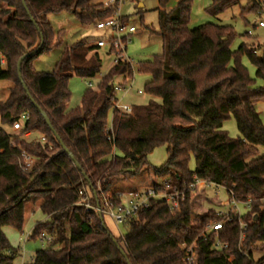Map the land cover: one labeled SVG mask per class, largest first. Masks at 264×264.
<instances>
[{
	"label": "trees",
	"instance_id": "trees-1",
	"mask_svg": "<svg viewBox=\"0 0 264 264\" xmlns=\"http://www.w3.org/2000/svg\"><path fill=\"white\" fill-rule=\"evenodd\" d=\"M240 2L212 0L206 10L217 16ZM250 2L241 7L245 20L259 8ZM118 5L0 0V80L11 83L8 97L0 100V264H14L17 250L4 229L22 232L30 205H38L46 219L29 237L45 234L49 247L25 264H186L191 245L197 249L193 264H264V256L254 259L255 251L264 250V123L253 103L264 98V83L257 85L242 62L247 57L264 82V50L259 53L255 41L232 49L237 37L232 25L207 22L190 28L193 0H158L159 28L151 31L161 36L163 50L138 64L150 76L143 92L152 99L133 105L131 113L114 109L115 79L121 77L123 84L133 76L131 62L120 60L97 89L88 88L80 105L69 109V80L73 74L100 73V48L86 46V40L66 45L52 72L36 71L35 59L63 43V30L55 31L47 16L71 11L81 24L95 25ZM28 53L19 71L18 62ZM26 113L17 134L1 127L13 126ZM231 117L238 137L223 129ZM28 131L40 138H26ZM162 146L168 158L156 166L148 155ZM24 154L35 159L29 169ZM197 179L204 184L192 188ZM209 184L225 188L247 209L231 213L218 231L208 228L223 220L215 210L221 202L204 194ZM149 188L184 193L180 210L152 198L124 223L122 238L115 237L97 211L98 202L100 207L105 200L118 204L123 195ZM241 222L247 224L243 238Z\"/></svg>",
	"mask_w": 264,
	"mask_h": 264
},
{
	"label": "rangeland",
	"instance_id": "rangeland-1",
	"mask_svg": "<svg viewBox=\"0 0 264 264\" xmlns=\"http://www.w3.org/2000/svg\"><path fill=\"white\" fill-rule=\"evenodd\" d=\"M106 1L108 0H102L99 3L105 4ZM211 2L212 0H193L190 28L198 27L207 22L232 25L237 33V37L232 43V49H236L241 43L255 41V43L261 47L259 53H262L264 50V28L255 26L258 22L259 10L257 9L251 13H247V20L243 19L240 15L241 7L246 6L249 8L252 2H250V0H241L240 4L223 11L217 16L211 15L206 10ZM118 6H121L122 14L127 16L125 19L129 20L131 24L137 27V31L132 35V40L127 42L125 51L133 67V76L123 83L125 89L117 92V95L121 104L144 105L152 99L150 95L143 92L146 82L150 80V76L141 73L138 64L141 61L151 59L155 54H159L163 50L161 36L151 31V29L159 28V15L157 11L158 0H123V3ZM47 19L52 24L55 31L58 32L59 30H63V43L54 47L51 51L39 55L35 59L33 65L38 72H52L66 45H72L79 41L86 40L89 42L86 46H92L95 45L96 40L108 38L111 35V32L107 29H98L95 25L81 24L71 11L51 13L48 14ZM249 31H252L253 36L245 34ZM99 55L102 60L100 73L93 78L81 77L73 74L69 80L68 87L72 94L68 103L69 109L80 105L81 99L88 88L97 89L98 83L102 77L109 68L114 65V56L108 54L106 49L101 48L99 50ZM242 62L248 68L251 77L257 79V85H263L264 82L257 78L256 66L252 64L247 57H244ZM87 82H91L92 87H89ZM120 82H122L121 77L116 78L114 81L115 85L120 84ZM10 85L11 83L9 81L0 80V100H4L8 97ZM138 90H142V93L139 94ZM126 91H128V93H125ZM156 100L160 101L158 98ZM253 103L256 109L261 111V116L264 119V100L260 101V103H257V100H255ZM111 122L112 112L109 117V125ZM223 129L232 137H238L240 135L236 120L233 117L224 122ZM8 131L16 134L19 132L12 130V128H8ZM260 152L264 153V149L261 148ZM167 158L166 146L159 147L148 155L149 161L156 166L164 164ZM190 167L194 169V159L191 160ZM204 194L211 198H216L221 202L219 206L216 205L217 208H215V210L216 213L219 211L222 212L220 215L223 220L226 218L228 212H230V214L239 212L237 209L233 211L229 205H225L226 201L230 199L225 188L209 184L204 189ZM29 207L25 214L26 219L22 232L12 227H5L4 229L11 244L17 250L14 264L28 263L31 261L36 251L49 247L46 239L41 237L32 239L29 237L35 224L38 221H44L46 219V216L39 209L38 205L34 206L35 210L33 212H30ZM239 209L241 214L247 211L242 205L239 206ZM103 218L114 236L122 238V235L125 233V225L115 224L114 220L106 214H103ZM262 256H264V250H257L254 252L255 260H258Z\"/></svg>",
	"mask_w": 264,
	"mask_h": 264
},
{
	"label": "built area",
	"instance_id": "built-area-1",
	"mask_svg": "<svg viewBox=\"0 0 264 264\" xmlns=\"http://www.w3.org/2000/svg\"><path fill=\"white\" fill-rule=\"evenodd\" d=\"M251 1V0H250ZM259 3L258 8V22L256 24L259 28H264V0H252ZM115 3H119L120 5L123 3V0H108L105 2V5H113ZM98 29H107L111 32V35L108 38H100L96 40V45L99 48H105L107 52H111L114 56L113 63L116 64L120 60L129 61V58L126 56V44L128 41H131L132 35L137 31V27L129 22V20L124 19V15L121 12V6L117 8V10L113 13L112 16L107 17L103 20L98 21L95 24ZM249 34H253L252 31L248 32ZM130 62V61H129ZM4 59H1V64H4ZM89 87H92L91 82H87ZM123 84L115 85L116 90V98L114 99V109L119 110L125 113H131L133 111V105L131 104H121L119 98H117V92L124 90ZM126 91L125 93H127ZM138 93H142V90H138ZM29 118V114H22L13 124L12 128L17 131H21L24 129V123ZM111 124L108 126V129H111ZM42 140L44 138L42 137ZM24 165L25 169H29L35 162V159L31 157L29 154H24ZM204 184V181L197 179L195 183L191 184V187H195L196 185ZM217 187V186H216ZM166 188H170L169 184H166ZM152 198L162 199L166 203H168L170 210L178 211L181 208V203L184 199V193L180 191L170 192L168 190L157 191L153 188L142 189L137 193L133 194H125L121 197V201L118 204H114L112 201L105 200L103 207H97V211H101L102 214L108 215L110 218L114 220L116 224H124L128 222L131 218L135 217V215L147 208L150 204ZM229 200L226 201L225 205H229L232 209H237V213L241 215L239 206L242 205L234 195L229 196ZM250 200L245 202L244 204L249 207ZM236 211V210H235ZM222 212H217L220 215ZM231 214L228 212L226 218L222 221H215L209 225V230L218 231L222 229L224 223L230 220ZM247 228V224L241 222V238L244 237L245 230ZM46 235L42 234L41 238L46 239ZM222 245L217 242L216 247H221ZM197 258V249L195 246H188L186 249V254L184 260L186 264H193Z\"/></svg>",
	"mask_w": 264,
	"mask_h": 264
},
{
	"label": "water",
	"instance_id": "water-1",
	"mask_svg": "<svg viewBox=\"0 0 264 264\" xmlns=\"http://www.w3.org/2000/svg\"><path fill=\"white\" fill-rule=\"evenodd\" d=\"M28 55H29V53H28V54H25V55L22 56L21 59L19 60V62H18V69H19V71L21 70V65H22L23 59H24L25 57H27ZM25 89L27 90V87H26V86H25ZM33 102H34V101H33ZM41 112H42V114H43V116H44V118H45L47 124L52 128V125H51V123H50V120H49L47 114H46L44 111H42V110H41ZM57 138L60 140V142H61V144H62L64 150H65V151L70 155V157L75 161L77 167H78L79 169H81V166L79 165V163L74 159L73 154L69 152V150H68L67 147H65V145L62 143V141H61V139H60V137H59L58 135H57ZM94 194L96 195V193H94ZM99 207H100V205H99V202H98V208H99ZM99 215H100L101 219H103V214H102L101 211H99ZM122 252H123V254H125L124 251H122Z\"/></svg>",
	"mask_w": 264,
	"mask_h": 264
},
{
	"label": "crops",
	"instance_id": "crops-1",
	"mask_svg": "<svg viewBox=\"0 0 264 264\" xmlns=\"http://www.w3.org/2000/svg\"><path fill=\"white\" fill-rule=\"evenodd\" d=\"M102 0H94V2L95 3H99V2H101ZM174 1H176V0H174ZM101 49V48H100ZM105 49V48H104ZM128 93V92H127ZM7 98V97H6ZM117 98H118V95H117ZM264 99H260V100H257V103H260V101H263ZM255 101V100H254ZM259 101V102H258ZM258 111V113H259V115H260V117H261V119H262V121H263V123H264V119L262 118V116H261V111H259V110H257ZM1 127H3L7 132H9L8 131V128L10 129V128H12L11 126H8V125H1ZM12 130H14L13 128H12ZM14 131H17V130H14ZM10 133V132H9ZM25 137L26 138H29V139H31V140H35V139H39L40 138V136H37V134L35 133V132H32V131H28V132H26L25 133ZM34 206L35 205H32V206H30L29 207V210H30V212H33L34 210H35V208H34ZM114 223V222H113ZM116 224V223H115Z\"/></svg>",
	"mask_w": 264,
	"mask_h": 264
}]
</instances>
